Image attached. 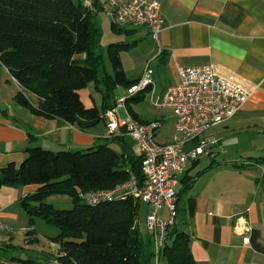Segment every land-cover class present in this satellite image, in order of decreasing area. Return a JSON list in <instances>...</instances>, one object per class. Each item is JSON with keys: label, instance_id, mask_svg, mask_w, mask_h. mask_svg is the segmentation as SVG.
Instances as JSON below:
<instances>
[{"label": "crops", "instance_id": "crops-1", "mask_svg": "<svg viewBox=\"0 0 264 264\" xmlns=\"http://www.w3.org/2000/svg\"><path fill=\"white\" fill-rule=\"evenodd\" d=\"M77 1L85 5L86 0ZM157 1L163 19L157 39L145 26L126 25L113 32L112 20L102 9L93 12V19L102 29L106 23L100 15H104L112 33L121 36L117 42L129 44L122 51L139 44L145 47L133 68L119 58L129 80L139 79L145 67H150L157 94L179 82L180 68L210 63L255 84L233 117L203 133L202 137L215 142L206 147L205 160L199 156L189 161L178 174L177 192L182 193L180 208L187 220L184 230L191 237L196 264H264V0ZM151 63L158 66L154 68ZM18 90L21 88L15 86L8 91L0 79V167L9 162L19 164L29 146L57 151L103 143L105 122L81 130L61 118L34 115L27 108L14 112L13 96ZM80 97L86 107L91 106L90 89H82ZM189 179V186L183 190ZM38 187H0V220L4 225L0 247L14 248L17 236L35 234L19 198ZM159 213L165 215L166 209ZM0 264L10 262L0 258Z\"/></svg>", "mask_w": 264, "mask_h": 264}, {"label": "trees", "instance_id": "trees-1", "mask_svg": "<svg viewBox=\"0 0 264 264\" xmlns=\"http://www.w3.org/2000/svg\"><path fill=\"white\" fill-rule=\"evenodd\" d=\"M90 2L85 6L77 0H0V66L23 91L18 90L13 99L34 115L61 118L81 130L105 122V112L117 101L116 88L126 90L138 81L126 77L119 58L129 47L127 43L108 44L107 68L98 43L100 29L93 19V12L100 11L103 4ZM121 29L111 22L113 32ZM91 85L100 107L92 92L91 106L86 107L80 97V91H91ZM143 96L126 98L125 105L133 118L148 122L129 108L130 100ZM122 130L104 139L123 143L128 154L106 142L77 150L29 146L19 164L9 162L0 167V187L39 186L19 198L20 206L30 225L40 217L58 227L53 239L58 243L59 264H151L162 257L167 264H196L191 237L184 230L187 220L180 208V191L165 244L157 256L151 234L138 221L140 200L127 197L90 205L81 199V193L110 189L131 173L143 181L142 154L131 150ZM190 182L184 183L183 190ZM52 195L67 196L71 206L55 207L47 201ZM192 209L191 203L190 213Z\"/></svg>", "mask_w": 264, "mask_h": 264}, {"label": "built area", "instance_id": "built-area-1", "mask_svg": "<svg viewBox=\"0 0 264 264\" xmlns=\"http://www.w3.org/2000/svg\"><path fill=\"white\" fill-rule=\"evenodd\" d=\"M90 0L85 6H90ZM102 11L119 27L126 25L145 26L157 39L162 27L160 4L157 0H106ZM153 70L146 66L137 82L126 89L124 97L117 99L115 106L105 112L104 136L120 134L130 137L142 154L143 181L130 174L129 178L110 189L87 191L81 199L90 205L123 200L132 197L148 203L149 211L144 218L146 230L151 234L156 256L163 248L167 226L172 222L177 200L178 174L188 162L205 153L206 147L215 140L202 137L210 127L233 117L255 89L237 73L215 63L205 66H184L179 70V82L155 92ZM147 91L152 104L157 108L172 111L174 133L168 143H159L155 134L161 126L159 120L139 122L128 112L125 100ZM122 107L126 116L118 118L117 108ZM166 209L165 215L160 210ZM0 220V229L3 228ZM248 242V237L244 238Z\"/></svg>", "mask_w": 264, "mask_h": 264}, {"label": "rangeland", "instance_id": "rangeland-1", "mask_svg": "<svg viewBox=\"0 0 264 264\" xmlns=\"http://www.w3.org/2000/svg\"><path fill=\"white\" fill-rule=\"evenodd\" d=\"M100 17L105 20L106 25L102 26L99 42L104 48L105 54V62L107 68L110 69V62L107 58V46L111 42H117L121 40V36L114 35L108 26V21L104 17V15H100ZM110 24V23H109ZM103 31V32H102ZM140 45V44H139ZM139 45L129 48L128 51H121L119 53L120 58L126 63V65H130V67H135L138 65L139 52L145 50V47H140ZM152 66H158V63H151ZM141 77V76H140ZM0 79L3 86L7 88V90H13L15 86L18 84L11 78L9 73L0 66ZM91 91L94 96H97V92L95 87L91 85ZM116 96L119 95H127L125 93V89L121 86H118L115 90ZM139 97L142 95L143 98L140 100H130V107L132 112L137 113L138 117L142 120H153L158 119L162 124L158 131H156V140L162 142H170L172 139V129H173V116L171 114L172 111L169 109H159L155 107L148 93L141 92L138 94ZM32 98V97H31ZM96 104L100 107V99L99 96L95 97ZM91 100V98H90ZM3 105V104H2ZM13 111L18 113V110H26V107L18 104L17 102L13 103ZM117 115L119 119H122L126 116L125 110L122 107L117 108ZM163 120V121H162ZM17 123H21V121L16 118ZM103 121H100L102 125ZM127 144L131 148V150L136 153L138 152V147L136 143L128 136H126ZM103 142H106L109 146H111L115 150H119L120 144L112 142L108 139H103ZM206 152V151H205ZM206 154L200 155V160H205ZM207 158V157H206ZM190 166V165H189ZM181 189V187H180ZM48 202L52 203L55 207L58 208H68L71 206L70 199L65 195H52L47 199ZM139 223L141 227H144V218L149 211L148 203L144 201H139ZM33 228L35 229L34 235H25L20 234L16 237L14 241V248H5L4 246L0 247V258L10 262V264H59L57 262L56 256L58 254V243L54 241V237L59 232L57 226L46 222L44 219L40 217H36L34 220ZM28 238V239H27ZM34 238V239H32ZM32 239V240H31ZM159 264H166L165 259L160 258ZM158 261H153L151 264H158Z\"/></svg>", "mask_w": 264, "mask_h": 264}, {"label": "water", "instance_id": "water-1", "mask_svg": "<svg viewBox=\"0 0 264 264\" xmlns=\"http://www.w3.org/2000/svg\"><path fill=\"white\" fill-rule=\"evenodd\" d=\"M0 108H3V106L0 105ZM120 148L123 151V153L125 154L129 153V149L123 143L120 144Z\"/></svg>", "mask_w": 264, "mask_h": 264}]
</instances>
